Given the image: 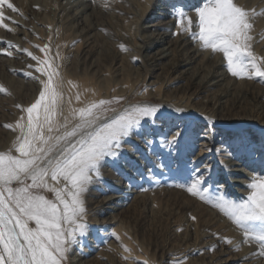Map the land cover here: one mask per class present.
<instances>
[{"label": "bare ground", "instance_id": "bare-ground-1", "mask_svg": "<svg viewBox=\"0 0 264 264\" xmlns=\"http://www.w3.org/2000/svg\"><path fill=\"white\" fill-rule=\"evenodd\" d=\"M237 2L248 11L254 10L256 13H264V0H237ZM19 4L22 7L28 9L31 8V10L32 7H37L36 17L38 22L37 25H33L30 28L32 36L40 30V25H44L45 23L51 25L54 23L50 18L51 13H49L53 8L54 15L59 16L60 19L57 21V24L66 32L70 33L69 35L74 38H81L83 48L81 47V53L80 51L79 53L82 56V61H92L91 67L92 70L94 69V73H91L92 75L87 74L86 72V74L81 75V71L79 72V63L76 61L72 62L73 66L69 65L71 67H69L70 70L65 68L68 71L65 70L62 73L61 78L63 80L62 92L64 95V103L62 105V115L57 117L60 124L65 122V118H67L70 124L75 120L70 121L73 119V109L85 107L91 102L98 101L102 96L109 97L110 94L115 95L116 91L121 92V94H127L131 91L130 89H122L119 91L121 85L128 81L133 75L132 73L134 70V68H129L124 63L126 56L122 54L120 47L121 41H128L130 43V46H128L131 49L145 48L147 50L145 58L151 69L156 71L153 75V81L150 83L151 88L143 94V97L148 96L156 101H169L171 103L178 102L183 105L180 101V97L173 96L167 98V96H161V94L157 93V89L162 85L173 83L175 79L182 78L183 75H188L190 76L189 78L196 81V86L200 87L203 92H206V96L203 98L202 103H206L207 106H212L216 100L217 105L214 109L219 110V112L222 113L229 105L234 108L236 105H242L245 100L250 99L254 102L253 110L261 118L260 120L251 119L252 122L242 125L243 129H248H246L244 131L245 133L241 134L239 137L227 135L225 130L220 132H208L207 130L203 135L198 134L196 137L202 142V146L205 148L204 152L205 150H210L212 153H216V150H218V152L231 153L236 146H238L239 149L241 148V151L239 153L236 151L238 154H233L227 161L223 162L209 158L203 163L205 158L203 157V154H200L196 159L194 158L192 164L189 163L190 165L183 162L186 165L179 170L177 169L179 166L173 163V159L171 158V154L173 155L174 152H170L168 149L169 154H166L167 157L164 156V159L154 157L151 162L144 160L142 154L143 151L149 152L155 150L153 148L154 138L146 137V134L143 132L142 135L143 137L145 136L144 141L141 138H138L137 135L132 137L133 140L137 142L134 143L136 144L134 145V148H130L123 144L120 149V157L117 160L109 157L102 161L100 169L101 179L99 181L94 180L93 184L89 186L88 192L84 195L83 199L87 210L86 223L88 225V232L86 237L83 238L82 244L74 245L69 249V254L67 253V255L70 256L71 261L69 262L67 260L68 264H132L134 261H140L141 258H147V264H152L150 256L142 252L140 249L139 244L137 243V232L132 226L136 210L139 207L140 202L144 200L137 187L139 184L138 182L140 181L135 173L137 170L141 172L142 178H145L144 180L151 181L149 182L152 183L151 185L161 186L152 191L149 190L150 194L148 202L151 205H157L163 200L166 194L172 192L166 190L163 187V184L165 185L166 181V187L175 186L174 184H177V181L173 179V175H176V178H184V180L189 182V177L194 179L196 175L203 174L204 181L206 182V180H209L210 183H208V185H211L212 183L213 192L219 190L221 191L220 195L229 191L237 192L242 198L240 197L239 201L237 199L236 203H240L247 198L248 189L246 186L250 177L253 175L264 176L261 175L264 170V153H261L264 152V135L256 133L261 128L264 129V89L258 87V85H264V83L259 81L253 82L252 80L253 83L249 82L246 84L247 80L243 82L226 71V62L222 54L214 55L211 51H202L199 44L194 43L188 34L173 35V32H179L176 20L171 16L173 7L182 6L188 9L195 24L197 17L192 10L201 4V0H152V6H150V8L145 6L143 0H20ZM126 9L129 10L126 11ZM144 17L146 22L142 28L145 30H143V32L139 31L138 34L135 33L134 38L137 39L135 42L131 29L128 27V21H134L137 23ZM121 19L122 22L120 21ZM252 22L254 24V29L251 32V35L253 36L251 42L252 50L257 57H264V15L253 17ZM10 26L11 25H9V27ZM27 27L28 26H26V28ZM13 33L14 31L9 38L13 40L12 43L14 48L12 53L16 56L17 61L7 62L5 60H0V73L3 72L1 69L8 72L11 69L20 68V66L22 67V65L25 64V58L22 56L24 49L22 46L20 47V45H23L25 42L24 36L28 38L31 36L22 29L18 30L17 33ZM17 34L22 35V37ZM63 34L65 33L63 32ZM113 34L119 35V37L113 39ZM67 35L68 34H65V36ZM138 38L142 43H138ZM97 46L101 49L93 50V48ZM79 49L77 48V50ZM39 53L40 52L37 54ZM71 54H73V52H71ZM75 55L77 54H74V56ZM77 56L76 59L80 57ZM104 61H111L110 63L112 65L114 64L113 69L116 75L115 79L112 78L113 80H110L107 78L108 76L106 77L107 73L104 70V66H102ZM28 62H30V60ZM31 64L33 65L32 61ZM67 65L65 67H67ZM168 67L172 69L173 75L171 77L168 76L162 81L164 79L163 75L166 76L165 72ZM88 68L89 66L87 69ZM157 71H161V73H157ZM178 72L179 74L174 77ZM21 73H18V76H22ZM27 75L25 77H27ZM12 79V81H16L14 77ZM17 81L23 86L28 87V92L22 96L25 101L24 109H26L38 99L43 85L38 84L40 86H37V82L35 83L33 81L34 83L32 82L31 84V81L27 83L22 79ZM69 81L72 83L69 84ZM72 85H75V87ZM77 94L80 96L79 101L76 99ZM184 107H187L190 110L194 109L193 107L189 108L187 105H184ZM7 108L9 109L10 116L7 120L2 121V123L6 122L4 124L15 125V123L20 120V113L14 109L13 105H7ZM227 111L231 112L232 110L229 109ZM119 113H116L113 116H116ZM23 115L26 119L27 114L25 111ZM147 119L149 120L146 121L143 119L141 121L142 126L146 128L150 126L149 122H151L152 118ZM164 126L165 125L163 124L159 125V123H156L158 130L164 128ZM189 126V123L181 124L178 128V132L180 135H187V149L192 150L190 146L195 145V137H193L192 134L196 135L197 133L196 131L192 132L191 128L189 129ZM137 131L138 129L134 130L135 133H137ZM190 132H192V134ZM4 133L7 136V143L0 140V149L9 151L13 147L18 131L8 129V131L5 130ZM128 139L129 137L125 138L124 141H127ZM216 144H218L217 147H215ZM253 154H256L259 158L256 160L252 159L251 155ZM185 155L184 152L178 153L176 158L182 159ZM130 165H132V167L134 166L135 170H131ZM170 172L174 173L171 174ZM123 182H125L124 184L128 182H131V184L134 183L133 186L136 187L128 189L123 188L121 186L124 185L122 184ZM222 182L223 185H220ZM100 186L104 187L100 188ZM92 188L96 190L100 189L104 197L101 200L96 201L92 199ZM46 194H49L51 199L53 198L52 193ZM211 197L212 196H210V198ZM212 201L214 204V197H212ZM211 213L215 218L213 224L215 225L220 215L218 216L214 211H211ZM219 218L221 220L220 224L223 223L227 228V231L232 235L229 239L234 241L233 244L230 245L221 240L224 250L220 255H212V251L210 250L214 245H217V239L215 238V235L210 236L205 235V233L201 239L202 242L197 243L193 249H190L191 247L182 249V246L181 251H176L174 253L172 252L174 249H170L165 256V258H168V263L166 264H174V261L180 260H186L187 263L189 262L188 260H193V264H231L235 262L236 264H264L262 256L254 255L255 253L260 252L258 247L252 243H244V236L241 230L239 228L235 229V226H232L233 223L231 225L227 219ZM187 224L192 227L193 219L191 217L187 219ZM217 229L218 228H215V230ZM237 246H239L240 251H236ZM125 247L130 249V252H126ZM196 249L200 252V260L187 257L190 252ZM161 263L162 262H155L153 264Z\"/></svg>", "mask_w": 264, "mask_h": 264}, {"label": "snow or ice", "instance_id": "snow-or-ice-1", "mask_svg": "<svg viewBox=\"0 0 264 264\" xmlns=\"http://www.w3.org/2000/svg\"><path fill=\"white\" fill-rule=\"evenodd\" d=\"M5 9H18L10 0H0V27L11 32L13 29L4 23L8 19ZM192 11L197 17L195 24L188 9L173 7L171 16L179 29L173 35L188 34L202 51L222 54L226 71L233 77L264 83V57L254 54L251 43L253 17L264 13L248 11L237 0H201ZM121 48L127 51L123 45ZM40 50L47 53L49 49L46 45ZM3 54L10 57L13 53ZM27 55L40 65L35 71L47 79L41 80L38 99L22 109L26 119L21 116L15 125H5L18 135L12 149L0 152V264H64L69 249L82 244L87 235L83 197L94 180L101 179V162L109 157L118 159L125 138L141 127L143 119L155 117L159 109L136 105L108 119L107 106L119 100H99L73 109L72 117L78 123L54 135L68 125L67 118L63 124L57 120L64 103L63 80L49 59L40 60L31 52ZM0 91L6 89L0 86ZM76 99L80 100L78 94ZM178 135H173V143ZM204 183V175L198 174L181 187L213 203L204 194ZM246 187L248 195L242 202L218 196L213 206L241 230L244 243L259 245L261 252L254 255L264 256V176H251ZM46 193H52L53 198ZM225 242L234 243L231 239ZM125 251L130 249L125 247ZM236 251H240L239 246Z\"/></svg>", "mask_w": 264, "mask_h": 264}, {"label": "rangeland", "instance_id": "rangeland-1", "mask_svg": "<svg viewBox=\"0 0 264 264\" xmlns=\"http://www.w3.org/2000/svg\"><path fill=\"white\" fill-rule=\"evenodd\" d=\"M19 1L20 0H13V1L10 0V2L14 4V6L18 9V11L13 12L11 10L5 9L4 14L8 19H5L4 22L6 24L8 23V26L11 25L9 28L13 29L14 33H17L18 30L22 29V30L26 31L27 33H29V35L31 37L28 38V37L24 36L25 42L23 43V45H20V47L22 46L24 49L22 56L25 58V61H24L25 64L22 65V67L20 66V68L23 69L24 71L21 70L20 68H16L13 70L11 69L8 72L6 70L4 71V69H1L3 72L0 73V86H2L3 89H6V92L0 91V122H1L0 123V140L4 143H7V136L4 133V131L5 130L8 131V129H9V128L4 127L5 125H7V124H4L6 122L2 123V121L7 120L8 117L10 116V112H9V109L7 108V105H13L14 109L20 113L19 114L20 117L24 116L23 115L24 111L22 109L25 108V101L23 100L22 96H23V94H26L28 92V87L23 86L17 80L22 79L23 81H25L27 83L29 81H31L30 82L31 84L34 81L35 83L37 82L36 83L37 86H40L41 80L47 79L41 73L35 71V69L37 67H39L40 65H37V62L33 61L31 59V57L27 55V52H32V54L39 57L40 60H44L46 58L49 59V61L51 63H53L54 66L58 67L60 77L62 76V73L65 70L66 71L70 70L71 67L69 65L73 66L72 62H75V61L79 63V72L81 71L80 72L81 75H84L86 73L92 75L94 73V71H93L94 69L92 70V67H91L92 61H90V60L88 62L82 61V56L80 54L81 53L80 50H81V47L83 48V45L81 43V38H79V37L74 38L73 36L69 35L70 33L66 32L64 29H62L57 24V21H59L60 19H59V16L54 15L53 8H52L51 12H49V13H51L50 18L53 20L54 23H52V24L54 26L52 24L49 25L48 23H45L44 25H40L39 26L40 30L35 35L32 36L30 28L33 25H37V22H38L37 17H36L37 16L36 15L37 7L31 6L32 7V10H31V8L28 9V8L22 7L19 4ZM143 3L145 4V6L147 8H150V6H152V4H151L152 0H143ZM128 10L129 9H126V11H128ZM7 12L9 13V15ZM120 21L122 22V19ZM145 22H146L145 17L141 21H138L137 23H135L134 21H128V27L131 29L133 38L135 36V33L138 34L139 31L143 32V30H145L142 28L145 25ZM26 26H28L29 28L28 27L26 28ZM13 31L10 32L5 28L0 27V51H1L0 60H5L7 62L15 61V60L17 61V58L14 54H12V56H10V57L3 54L6 51H12L13 52V48H14L13 43H12L13 40L9 38L10 35H12ZM63 32L65 34H68V35L65 36V34H63ZM17 35L22 37V35H19V34H17ZM62 35H63V37H62ZM71 37H72V39H71ZM118 37H119V35H116V34H113V36H112L113 39L118 38ZM42 38H43V40H42ZM121 38H124V37H121ZM134 39L136 42L137 39L136 38H134ZM33 40H34V42H33ZM77 40L80 42H78ZM26 41H28V42H26ZM138 43H142V41H140L139 38H138ZM9 44L12 45L13 47H10ZM80 44H81V46H80ZM27 45H29V46H27ZM46 45H47L49 50L47 53L44 52V54H43V52L40 49L44 48ZM121 45H123V47L125 49H127V51H124L121 48L122 54L126 56L125 61H124L125 65L129 68H134V70L132 73L133 75L128 79V81H126L124 84L121 85V88L119 91H121L122 89H124V90L130 89L131 91L127 94H121V92L116 91L115 95L110 94L109 97L108 96H102L101 98H99V100H110V101L119 100V103L114 102L110 106H107L106 113H105L106 118H110L114 114L122 112L125 109H127L131 106H136V105L158 107V109H159L158 112L156 113L155 117H153L151 122H149L150 126L146 128V127H143L141 124L142 128L141 127L138 128L137 133L134 132L133 135L131 137H129V139L127 141H124L123 142L124 145L129 146L130 148H134V145H136L134 143H137V142L134 141L132 137H135L137 135L138 138H141L144 141L145 136L143 137V135H142V132H143L146 134V137L154 138L153 148L155 149L154 151L151 150L149 152L143 151L142 154H143L144 160H146L147 162H151L152 158H154V157L164 159V156H166V154H169L168 153L169 151L174 152V154H173L174 156L171 154V158L173 159L172 160L173 163H175L176 165L179 166V167H177L178 170L182 167H185L184 165H186V164L187 165L192 164L194 162V158L196 159V157L200 154L204 155L203 157L205 159L203 160V163L206 162L207 159H209V158L223 162V161H227L233 154H238L241 151V148L239 149L238 146H236L234 148L235 150L233 149V151L231 153L218 152V150H216V149H215L216 153H212L211 151H206V150H205V152H206L205 153L204 152L205 148L202 146V142L200 140H198V137H196V136H198V134L203 135L207 130H208V132H210V131L220 132V131L225 130L227 135L239 137L241 134L245 133L244 131L246 129H248V128L243 129L242 125H244L248 122H252L251 119H254V120H260L261 119L259 117V115H257V113L253 110L254 102L252 100L247 99V100H245V102L242 105H236L234 108H233V106L229 105L227 108H225L226 110H224L221 113V112H219V110L214 109V107L217 105L216 100L214 101L212 106H207L206 103H202L203 98H205V96H206V92H203L200 87L196 86V81L194 79L189 78L190 76H188V75H183L182 78L175 79V81L173 83H171L169 85L168 84L162 85L157 89L158 90L157 93L161 94V96L162 95L167 96V98L173 97V96L180 97L181 98L180 101L183 103V105L178 103V102H176V103H174V102L171 103L169 101H163L162 102L161 100H159V101L153 100V99L149 98L148 96L143 97V94L149 88H151L150 83L153 81V75L156 71L151 69V67L149 66V64L147 62V59L145 58V54L147 53V50L145 48L131 49L129 47L130 43L128 41H121L120 47H121ZM26 46H27V48H26ZM79 47H80V49H79ZM77 48L79 50H77ZM99 49H101V48L98 46L93 48V50H99ZM79 51H80V53H79ZM38 52H40V53L37 54ZM71 52H73V54H71ZM66 53H68V54H66ZM74 54H77L78 56L77 55L74 56ZM76 56L77 57L80 56V57L76 59ZM28 59L30 60V62H28L29 61ZM64 60H66V61H64ZM94 60H96V59H94ZM31 61L33 62L34 66L31 64ZM110 62L104 61V64H102V66H104V70L107 73V74L105 73L106 77L108 76L107 78L111 80L112 78L115 79L116 75H115L114 69H113L114 64L112 65ZM29 65H31L32 67H29ZM66 65H67V67H65ZM88 66L90 68V71H89V68L87 69ZM65 68H67L68 70ZM18 69L20 70V72ZM12 73H14L16 75H14ZM18 73H21L23 77L18 76ZM157 73H161V71H157ZM178 74H179V72L177 74H175L174 77ZM26 75L30 79L25 77ZM165 75L166 76L163 75L164 79L162 81H164L168 76L171 77L173 75L172 69L170 67H168L167 71L165 72ZM13 77H14V79H16V81H12ZM42 77H43V79H42ZM246 80L247 79H244L241 81L245 82ZM254 81H258V80H253V82ZM246 82H247L246 84H248L249 82H252V80H247ZM38 84H40V85H38ZM258 87L261 89H264L263 84L258 85ZM145 104H147V105H145ZM18 105L20 107H17ZM184 105L189 106V108L193 107L194 109L190 110L187 107H184ZM229 109H231L232 111L228 112L227 110H229ZM180 112H182V113H180ZM72 120H74V119H71L70 121H72ZM145 120L148 121L149 119L145 118ZM76 123H78L77 119H75L73 122H71V124H70V122H68L67 129L60 128L59 132H56L54 135L63 134L66 130H70ZM156 123H159V125L163 124L165 126H164V128H160V130H158L156 127ZM184 123H189L190 124L189 129L191 128L192 132L196 131V133H197L196 135H194V134H192V132H190L192 134V136L195 137L194 138L195 145L194 146L189 145L192 150L187 149L188 141L186 138L187 137L186 134H183V135L179 134L178 136H176V140L174 143L171 140L173 135L178 132V130H179L178 128L181 126V124H184ZM261 129L259 131H257L256 133L259 135H262V134L264 135V129H262V130ZM165 131L167 134L165 133ZM190 133H188V134H190ZM155 136H157V137H155ZM169 139L171 142L169 141ZM217 146H218V144L215 145V147H217ZM0 152H7V150L0 149ZM145 152H146V154H145ZM183 152L186 155L182 159H177L176 155L178 153H183ZM261 153H264V152H261ZM13 154L16 155L14 150H13ZM251 156H252V159H254V160L259 158V156H256V154H253ZM150 157H151V159H150ZM146 158H148V159H146ZM183 162L186 164H184ZM130 166H131L130 167L131 170H135L134 166L133 167H132V165H130ZM248 171H250V170H248ZM135 173H136L137 177L140 179L137 187H138V190L140 191V195H141L142 199H144V200L142 202H140L139 207L136 210L135 219H134V223L132 224V226L134 227V229L137 232V238H138L137 243L139 244L140 249L142 250V252H144L145 254L150 256L152 264L155 262H157V263L162 262L161 264L168 263V258H165V256L167 255V253L170 249H174L172 251L173 253L176 251H181L182 246H183L182 249H184L186 247H191L190 249H193V247L197 243L202 242L201 239L203 238L205 233H206L205 235H210V236L215 235V238L217 239V241H216L217 245H214L215 247L213 246L210 250L213 252V253L211 252V254L212 255H220L222 253V251L224 250V246H222L221 240L225 241V239L231 238L232 235H230V233L227 231V228L223 225V223L220 224L221 220L219 217H221L225 220L227 219V221L231 225H232V222L222 212H220L219 208L214 207L213 203L210 204V203L205 202L204 200H201L198 196H192L186 190V187H181V185L186 186L189 182H187V180H184V178L183 179L179 178V177L176 178V175H173V179L175 181H177L176 182L177 184H174L175 186L166 187L167 186L166 181H165V185L163 184V187L166 190H169L172 192L166 194L164 196L163 200L160 201L157 205H151L148 202V199H149L148 197L150 194L149 190L152 191V190L156 189L157 187L159 188L160 185H155V186L151 185L152 183H149L151 181L150 180H147V181L144 180L145 178L144 177L142 178L141 172H139L138 170L135 171ZM170 173L173 174L172 172H170ZM261 175H264V170L262 171ZM208 179H210V178H208ZM174 180H172V181H174ZM124 183L125 182H123L122 184H124ZM208 183H210V181L206 180V182L203 185L204 192L206 191L204 194L207 195L208 197H210V196H212L214 198L218 197L221 194V191L218 190V191L213 192L212 183H211V185H208ZM133 185H134V183L131 184V182H128V183L121 185V186L123 188H127V189L132 188V187H136ZM139 185H142V186H139ZM220 185H223V182ZM102 187H104V186H100V188H102ZM91 194H92L91 198L94 199L95 201L101 200L104 197V195H102V192L100 189L96 190V189L92 188ZM222 195L225 199H228L229 201H233V202H237V199L239 201L240 197H241V195L239 193L233 192V191H229L227 193H222ZM222 195H220V196H222ZM47 197L49 199H51V196L49 194L47 195ZM212 197H211V199H212ZM211 211H214L216 214H218V216L220 215L218 217V221H216L215 225H213L215 222V218L212 215ZM189 217H191L192 219L194 218L192 227H190V225L187 224V219ZM232 226L234 227L235 225L233 224ZM215 228H218V229L215 230ZM234 228L238 229L236 226ZM250 243L255 244L261 252V248L259 247L258 244H256L255 242H250ZM192 244H194V245H192ZM213 249H215V250H213ZM197 250L198 249L190 252L191 255L188 254L187 257H189V258L191 257L194 259L196 258L197 260H200L201 255H200V252H198ZM173 253H171V254H173ZM171 256H173V255H171ZM225 258H227V257H225ZM262 258L264 259V256H262ZM67 260L69 262L71 261V258L68 255L64 261V264H68ZM145 261H147V258H141L140 261H137V262L134 261V262H132V264H144ZM188 261L189 262L187 264H193L194 263L193 260H188ZM231 264H236V262L231 263Z\"/></svg>", "mask_w": 264, "mask_h": 264}]
</instances>
